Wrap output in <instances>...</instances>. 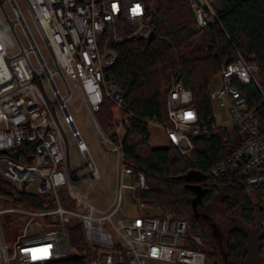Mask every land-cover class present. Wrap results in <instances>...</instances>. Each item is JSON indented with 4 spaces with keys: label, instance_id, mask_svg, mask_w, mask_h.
<instances>
[{
    "label": "built area",
    "instance_id": "obj_1",
    "mask_svg": "<svg viewBox=\"0 0 264 264\" xmlns=\"http://www.w3.org/2000/svg\"><path fill=\"white\" fill-rule=\"evenodd\" d=\"M188 1L197 32L221 26L212 0ZM22 2L53 66L39 48L17 0H0V151L37 144L17 158L0 157V178L8 183L0 181V189L13 193L11 198L0 192V264H55L85 258L87 252L80 254L71 245L70 226L83 230L84 242L92 250L88 264H208L207 253L201 248L203 239L189 234L192 227L188 222L171 214L139 218L119 214L125 191L136 195L149 187L145 176L126 164L122 142L125 130L137 117L124 107L125 93L108 70L118 62V45L136 36L150 38V16L156 10L152 0ZM19 26L27 46L18 36ZM221 70L210 98L214 106L228 111L223 118L234 120L232 126L218 127L215 118L214 125L211 119L208 125H200L193 93L176 75L171 77L172 88L166 98L167 122L147 124L164 129L170 146L187 157L194 152V139L236 128L245 132L241 147L215 166L211 176L219 180L242 173L247 188L260 190L249 195L263 209L260 230L264 236V138L255 115L247 109L248 97L239 89L254 84L264 98V76L261 80L260 68L241 55ZM74 90L80 93L100 144L118 161L117 202L107 214L96 210L80 189L100 173L69 108ZM105 101L115 105L118 143L102 130L96 117ZM72 145L88 169L72 159ZM125 176L134 179L136 187L124 184ZM19 192H28L38 200L34 206L24 204ZM7 227L13 233L10 240ZM108 229L113 230L116 241ZM259 250L264 259V240Z\"/></svg>",
    "mask_w": 264,
    "mask_h": 264
},
{
    "label": "trees",
    "instance_id": "obj_2",
    "mask_svg": "<svg viewBox=\"0 0 264 264\" xmlns=\"http://www.w3.org/2000/svg\"><path fill=\"white\" fill-rule=\"evenodd\" d=\"M155 13L151 14L149 26L154 38H132L116 48L118 62L108 70V74L125 93L124 107L137 118L125 130L122 142L126 164L146 179L147 192L138 191L146 207L157 208L163 216L173 215L176 220L188 222L192 229L200 230L205 237L204 225L197 211L216 198H221L225 209L238 215L246 223L258 230V251L264 236L260 230L263 209L248 194L242 173L228 175L217 180L211 176L212 169L233 155L242 141L234 139L233 132L222 131L213 137L194 139L195 149L191 157L181 155L172 146L151 150L149 158L141 157L140 145L131 146L129 140L140 136L148 145L150 138L149 121L167 122L166 98L171 90V77L177 76L183 85L193 93V105L199 113V123L214 125V104L210 92L221 69L236 61L241 55L249 63L260 68L259 77L264 76V0H215L213 7L220 19V25L197 32L195 16L188 0H152ZM264 90V81H262ZM240 91L248 97L247 109L255 115L260 136L264 138L263 96L254 84L240 85ZM96 117L102 130L115 135L117 125L115 105L105 101ZM37 144L24 143L16 151H0V157H19L26 150L32 151ZM200 173L199 187L194 186L189 176ZM0 181L8 184L2 178ZM258 189L255 190L259 194ZM2 194L12 198L13 193L0 189ZM24 204L34 206L38 198L28 192H19ZM9 240L11 230L7 227ZM71 245L84 254L85 258H72L55 264H88L92 250L83 239L81 227L70 226ZM207 236V235H206ZM225 254L212 239L208 243V264H236L249 257L252 237L243 229H233L227 236ZM262 256V255H261ZM263 258V257H262ZM264 260V259H263Z\"/></svg>",
    "mask_w": 264,
    "mask_h": 264
},
{
    "label": "rangeland",
    "instance_id": "obj_3",
    "mask_svg": "<svg viewBox=\"0 0 264 264\" xmlns=\"http://www.w3.org/2000/svg\"><path fill=\"white\" fill-rule=\"evenodd\" d=\"M17 4L22 9L24 17L29 23L33 36H35L38 46L41 49L44 57L46 58L50 66H53V63H51L49 55L47 53V49H45L39 35H37L36 33L33 22H31L27 8H25L22 0H17ZM5 8L7 9L11 18L14 19L12 9L7 3H5ZM17 33L18 36H20L22 43L27 46L28 43L25 36L23 35L20 26L17 28ZM68 104L71 113L73 114V118H75L76 127L78 131L81 132L83 141L89 149L91 159H93L94 163L96 164L98 173H100L99 178H89L86 182L82 183V185L80 186L81 192H83L88 197L96 210L107 214L110 212L112 207L116 205L117 202L116 198L121 176L117 168V158L114 153L108 152L106 148L100 144L96 131H94L92 118L90 117L87 110L83 107L82 99L78 91L74 90L73 98L69 101ZM214 112L216 126L227 128L233 125L234 120L230 118H223L228 114V111L226 109L218 108L217 106H215ZM149 129L150 138L147 147L146 144L143 143L142 138L139 136H136V138H132L130 142H128V144H130L131 146L140 145L138 154L145 159L149 158L151 150L170 146V142L168 141L167 134L164 129L162 130L155 125H151ZM230 132H233V129L230 130ZM107 134L109 133L107 132ZM245 136V132H241L239 134H235L234 139L240 142L244 140ZM72 146V159L80 167L88 169L86 162L85 160H83V157L81 153H79L77 147L75 145ZM189 178L192 180L189 181L190 183L200 188V186L202 185V183H200L199 181L201 178L200 173L195 172L191 174ZM123 183L129 186L136 187L135 180L128 176L124 177ZM247 191L248 194L255 193V190L253 188H248ZM123 200L124 203L122 211L119 213L120 217H124L125 214L128 215L129 218L153 217L162 215L159 209L155 207H141L140 201L130 190L124 192ZM197 211L200 214V219L202 220V225H204V231L207 235H205V237H207L206 239L208 241H205V239H203L204 237L201 231L198 229L190 230L189 234L191 236L197 235L201 239H203V246H201L203 250L208 249L207 242H210L213 239L214 243L218 246V249L225 254L228 239L227 236L229 232L233 229L240 228L246 231L250 235V237H252V242L249 248V257L240 260L236 264H264V260L260 252L258 251L257 228L246 223L238 215H231L222 204L221 198H216L214 201L209 202V204L205 206H198ZM108 231L112 234L113 239L116 241V235L113 230L108 229ZM17 234H21V229L18 230ZM150 264H152V262H150Z\"/></svg>",
    "mask_w": 264,
    "mask_h": 264
},
{
    "label": "water",
    "instance_id": "obj_4",
    "mask_svg": "<svg viewBox=\"0 0 264 264\" xmlns=\"http://www.w3.org/2000/svg\"><path fill=\"white\" fill-rule=\"evenodd\" d=\"M154 36H155V33L152 32V34H151V36H150V38H149V41H151V40L154 38ZM214 264H217V263L215 262Z\"/></svg>",
    "mask_w": 264,
    "mask_h": 264
}]
</instances>
